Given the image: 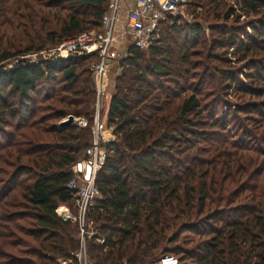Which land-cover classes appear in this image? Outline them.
I'll return each instance as SVG.
<instances>
[{
    "label": "trees",
    "instance_id": "obj_1",
    "mask_svg": "<svg viewBox=\"0 0 264 264\" xmlns=\"http://www.w3.org/2000/svg\"><path fill=\"white\" fill-rule=\"evenodd\" d=\"M188 5L194 24L164 21L168 33L183 35L176 59L159 39L147 51L129 45L112 81L104 117L115 140L104 145L95 176L100 198L85 215L94 232L84 237L85 250L94 264H156L168 254L178 264H264V0ZM107 6L0 0V264H56L78 246L76 223L55 210H72L68 167L91 138L88 60L18 56L98 27ZM197 20L207 24L209 41ZM229 51L254 69L245 72V85L236 77L242 69L231 71ZM230 91L250 100L233 104L223 120L212 118L207 94ZM66 115L85 125L59 126Z\"/></svg>",
    "mask_w": 264,
    "mask_h": 264
},
{
    "label": "built area",
    "instance_id": "obj_2",
    "mask_svg": "<svg viewBox=\"0 0 264 264\" xmlns=\"http://www.w3.org/2000/svg\"><path fill=\"white\" fill-rule=\"evenodd\" d=\"M134 7L125 10L126 29L124 32H116L118 20V6H112L107 12L101 15L99 25L96 28L82 31L71 38L60 41L47 50L29 52L20 58L29 62L39 60L62 59L66 57H86L88 60L87 69L94 77L96 103L91 126V138L89 144L83 149L81 156L70 164L68 171L70 178L65 187L73 195L75 213H58L63 220H71L78 228V246L74 251L63 257L55 259L56 264H94L88 257L85 250L84 237L94 234L90 230V223H85V215L95 200L100 198V193L95 185V176L103 165L108 151L105 144L115 140L111 129H105L99 123L98 97L101 95L103 79L110 68V61L117 60L124 56H117V53L110 51L113 40L123 33L127 37L129 45L136 49L147 50L158 40L160 24L168 16H173L177 11L190 3L191 0H132ZM113 62V61H112ZM84 126L85 122L79 119L76 122ZM103 127V128H102ZM107 131V132H104ZM69 210V209H68ZM84 226L89 228L85 231ZM97 244L103 243V238L95 239ZM156 264H178L173 255H162Z\"/></svg>",
    "mask_w": 264,
    "mask_h": 264
},
{
    "label": "rangeland",
    "instance_id": "obj_3",
    "mask_svg": "<svg viewBox=\"0 0 264 264\" xmlns=\"http://www.w3.org/2000/svg\"><path fill=\"white\" fill-rule=\"evenodd\" d=\"M123 1H125V0H108V6H107V9L105 11V12H107L112 6H115V5H117L118 8H119L118 14H117L118 15V20H117V23H116V32H115V35H116L117 32H120V33L121 32H124V30L126 29V26H125L126 25L125 9L123 11L122 10V7H121V4H123ZM188 6L189 5L187 4V5L183 6V7H181L177 11V13H175V15H173L174 17H178L179 18V20L177 22V25L183 26L185 24H191V23L194 24V22H193V15L188 11ZM197 10L199 11L200 9H197ZM11 20H12V24H10V25L13 26L14 25V18L12 17ZM242 20H243V17L240 18V21H242ZM196 22L202 26L201 28H202V31L204 33L203 35L209 41L211 39V37H209V32H208L207 24L204 23V21H201V20H197ZM231 23H233V21ZM166 25H167V23L164 22L160 26L158 39L161 41L160 42V45H162V47H165L166 46L171 51V52L169 51L170 52V58L176 59V56H175L176 54L175 53H179L181 51V48L184 46V43L181 42L182 41L181 38L183 37V35L182 34L179 35V33H175V34L168 33L166 31V29L164 28ZM7 27H9V26H7ZM12 28L13 27L6 28L7 29V32L12 31ZM0 29H2V27H0ZM247 32L250 33V30L247 29ZM6 36H9V33H6ZM213 37H215V36H213ZM240 38H242V36ZM47 44H49V43L44 44V46H43V49L44 50L50 49L51 47H53L55 45V44H50V45H47ZM4 45H5V42L2 44V46L4 47ZM21 45L22 46H25L24 45V42L21 43ZM128 46H129V43H128L127 37L125 35L123 36V33L121 34L120 37H116L115 36V40H113V42H112V46L110 48V51L113 52V53H117V56H119V57H121V56H124V57L123 58H120L119 61L117 60V58H116V60H111L110 61V63H111L110 64V68H109L108 72L106 73V76L103 79L104 85L100 89V90H102V93H101V95L97 99V101L99 103L98 104V110L102 108V106L104 104V101H105V98H107V97L109 98L110 94L113 92V90H112V81H113V79H115L116 71H118V68L117 67H119V65H120V60L126 58V56H127V53L129 51V47ZM207 48H208V43L205 45V49H203V48L201 49V50H203L202 51V54L205 53V50ZM222 50L223 49H221V48H216L215 49L216 52H219L220 53L219 54V59H221V57H222ZM143 51H147V50H143ZM31 52H34V51H31ZM230 52L231 51H229V53H226L225 54V57L227 58V61H229V65L230 66H233V67H231V71H234L235 72L236 69L237 70L238 69H240V70L242 69L241 72H237L238 75L236 77H238V79L241 81V83L245 85L246 83H248L247 80H244L243 79V76H244L245 72L252 73V71L254 69L253 68L250 69L249 68L250 66H245L244 68H242L241 63L236 62V60H234V58L231 56ZM25 54H27V53H25ZM25 54H23V55H25ZM146 55H148V54H146ZM21 56H18V57L20 58ZM258 57H260V59H261L262 56L259 55ZM13 62H14V60L13 59H10L9 61L7 60V62L4 63V65L7 66V67H9L11 64H13ZM210 63L211 64H215L216 67H218L219 69H221L223 71L227 69L225 67V64L221 60H219L218 62L215 61V63H214V61L211 60ZM112 67L115 68V69H112V71H110ZM261 75L264 76V73H262ZM91 79H92V82H93V88H95V80H94V77L92 75H91ZM237 83L238 82L236 81V84ZM250 84H251V82H250ZM255 85L256 86H261V84H255ZM230 92H231V95L230 96H221V95H217L216 96L215 95L216 97H214V96L213 97H211V96L208 97L209 94H207L206 104L207 105H210V106L206 108V112L209 115H211L212 118H214V119L220 118V120H223V118H222L223 115L222 114L227 109L233 108L234 107L233 104H236V103H238L241 100H244V101L247 100V99H248V101L250 100L249 97H245V98L242 97V98H240V95L239 94H236L235 95L234 92L233 93H232V91H230ZM186 95H188V92H186ZM10 96L11 95H9V96L7 95V99L8 98L10 99ZM12 102L15 103L14 101H12ZM95 103H96V95H95V92H94V99H93V102H92L93 113H94V105H95ZM104 107H105V104H104ZM1 111H2V109L0 108V112ZM102 112H99V123H101L103 127L105 126L106 127V128L104 127L105 129H107L108 127L105 124V117H104V115H102ZM67 116L68 115H66L62 119H60V121H58V123H61V121L66 120V117ZM3 117H2V119H3ZM79 119L80 118L74 117L75 122H77ZM7 120H8V118H7ZM231 126L232 125L229 124L228 128L230 129ZM109 129H111V128H109ZM253 129H255V128H253ZM104 132H107V131H104ZM58 207L59 208H56L55 212L57 211L58 213H60L58 211V209L62 208L61 213L64 212V213H67L69 215H73L75 213L74 207H72V210L71 211H69L68 208H67V206H65V205H59ZM69 221L71 223H73L71 220H69ZM187 238H190V236H187ZM184 246L185 247H188V248L192 247V245L190 246V244H188V246H186V245H184ZM175 257L178 258L177 256H175Z\"/></svg>",
    "mask_w": 264,
    "mask_h": 264
},
{
    "label": "crops",
    "instance_id": "obj_4",
    "mask_svg": "<svg viewBox=\"0 0 264 264\" xmlns=\"http://www.w3.org/2000/svg\"><path fill=\"white\" fill-rule=\"evenodd\" d=\"M121 7H122V10L124 11V9L125 10H128V9H131L132 7H134V4H133V1L132 0H125V1H123V4H121ZM120 7V8H121ZM118 33V32H117ZM118 68V67H117ZM112 69H115V68H111V70L110 71H112ZM119 69V68H118ZM113 73V72H112ZM116 73H118V71H116ZM107 102H108V97L107 98H105V101H104V104H105V107H104V104H103V106H102V108H101V112H102V115H104V113H105V110H106V107H107ZM103 117V116H102Z\"/></svg>",
    "mask_w": 264,
    "mask_h": 264
},
{
    "label": "water",
    "instance_id": "obj_5",
    "mask_svg": "<svg viewBox=\"0 0 264 264\" xmlns=\"http://www.w3.org/2000/svg\"><path fill=\"white\" fill-rule=\"evenodd\" d=\"M75 123L76 122H75L74 118L71 115H68L66 117V120L61 121V123H58V125L61 126V125H65V124H75Z\"/></svg>",
    "mask_w": 264,
    "mask_h": 264
},
{
    "label": "bare ground",
    "instance_id": "obj_6",
    "mask_svg": "<svg viewBox=\"0 0 264 264\" xmlns=\"http://www.w3.org/2000/svg\"><path fill=\"white\" fill-rule=\"evenodd\" d=\"M59 208V207H58Z\"/></svg>",
    "mask_w": 264,
    "mask_h": 264
}]
</instances>
